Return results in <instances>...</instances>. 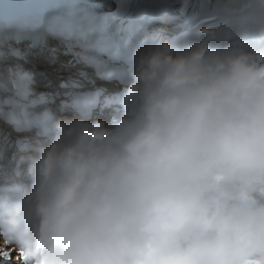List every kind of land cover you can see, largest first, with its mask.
Listing matches in <instances>:
<instances>
[{"label":"clouds","instance_id":"1","mask_svg":"<svg viewBox=\"0 0 264 264\" xmlns=\"http://www.w3.org/2000/svg\"><path fill=\"white\" fill-rule=\"evenodd\" d=\"M223 23L154 38L110 123L57 120L19 154L0 237L22 264H264V20L250 42Z\"/></svg>","mask_w":264,"mask_h":264},{"label":"snow or ice","instance_id":"2","mask_svg":"<svg viewBox=\"0 0 264 264\" xmlns=\"http://www.w3.org/2000/svg\"><path fill=\"white\" fill-rule=\"evenodd\" d=\"M222 15H211V20H223L221 25L230 33L238 35L253 34L257 31L255 20L260 16L264 20V0H236L233 6H229L227 0H220ZM259 33L264 35V24L259 28ZM7 256L8 253L3 254Z\"/></svg>","mask_w":264,"mask_h":264},{"label":"bare ground","instance_id":"3","mask_svg":"<svg viewBox=\"0 0 264 264\" xmlns=\"http://www.w3.org/2000/svg\"><path fill=\"white\" fill-rule=\"evenodd\" d=\"M5 168H7V167L5 166Z\"/></svg>","mask_w":264,"mask_h":264}]
</instances>
